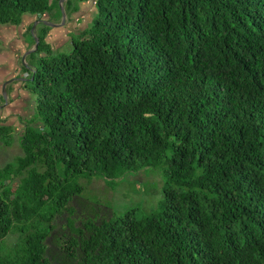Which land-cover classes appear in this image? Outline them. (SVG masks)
Segmentation results:
<instances>
[{"label":"trees","instance_id":"trees-1","mask_svg":"<svg viewBox=\"0 0 264 264\" xmlns=\"http://www.w3.org/2000/svg\"><path fill=\"white\" fill-rule=\"evenodd\" d=\"M99 3L67 53L49 57L34 31L41 121L0 165V264H51L52 221L80 178L149 165L166 177L160 208L74 225L72 264H264V0ZM50 9L0 0V24ZM13 128L0 122V140Z\"/></svg>","mask_w":264,"mask_h":264},{"label":"rangeland","instance_id":"rangeland-1","mask_svg":"<svg viewBox=\"0 0 264 264\" xmlns=\"http://www.w3.org/2000/svg\"><path fill=\"white\" fill-rule=\"evenodd\" d=\"M48 1L51 9L46 13V19L42 23L38 18L34 24L38 32L44 27L47 37H51L50 42L47 40L52 49L51 57L72 50L73 42L92 26L102 10L99 0ZM32 20V16L27 15L21 25L0 24V122L14 127L9 143L0 140V165L14 161L23 153L20 144L23 129L41 121L38 95L30 88L34 84L33 77L27 81V76L45 56L43 52L33 51L35 46L29 48L36 37ZM17 85L20 88L16 93ZM79 181L84 186L83 192L52 221L46 239V254L51 264L74 262L67 244L76 236L74 225L81 226L84 220H101L127 212L144 217L159 209L164 200L166 177L162 165L132 170L113 182L100 176L80 178ZM18 236V233L10 235L7 243L14 245Z\"/></svg>","mask_w":264,"mask_h":264},{"label":"crops","instance_id":"crops-1","mask_svg":"<svg viewBox=\"0 0 264 264\" xmlns=\"http://www.w3.org/2000/svg\"><path fill=\"white\" fill-rule=\"evenodd\" d=\"M87 9V8H86ZM28 16H30V15H28ZM26 17V16H25ZM32 23H34L35 21H37L38 20V18L36 17V16H32ZM46 19V15H45V17L43 18V20L42 19H39L42 23H43V21ZM39 21V22H40ZM47 40L50 42L51 41V37H47ZM19 88H20V85H17V90H16V93H17V91H19Z\"/></svg>","mask_w":264,"mask_h":264},{"label":"water","instance_id":"water-1","mask_svg":"<svg viewBox=\"0 0 264 264\" xmlns=\"http://www.w3.org/2000/svg\"><path fill=\"white\" fill-rule=\"evenodd\" d=\"M35 28H36V24H34L33 25V31L35 30ZM35 40H36V42H35V47H34V49L38 46V44H39V39H38V37L36 36L35 37ZM4 92H5V85H4Z\"/></svg>","mask_w":264,"mask_h":264}]
</instances>
